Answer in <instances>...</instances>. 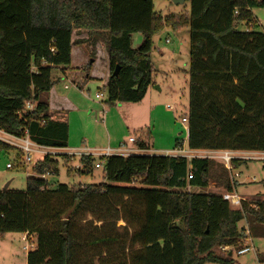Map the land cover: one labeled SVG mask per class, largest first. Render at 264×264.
Wrapping results in <instances>:
<instances>
[{
	"label": "trees",
	"instance_id": "trees-1",
	"mask_svg": "<svg viewBox=\"0 0 264 264\" xmlns=\"http://www.w3.org/2000/svg\"><path fill=\"white\" fill-rule=\"evenodd\" d=\"M189 3L187 13L162 16L153 0H0V130L66 148L68 124L52 116L47 98L53 68H75L74 50L87 44V70L98 57L105 62L106 102H139L153 84V36L164 27L188 28L187 149L263 152L264 33L238 25H255L251 9L264 0ZM136 33L141 41L132 47ZM137 132L134 145L147 150L150 133ZM182 146L177 138L174 149ZM11 149L21 156L0 139V151ZM56 156L34 162L24 190L0 189V237L34 236L26 264H238L230 248L225 255L214 248L237 250L242 220L264 227V197L232 209L221 194L190 190L211 180L233 190L227 169L217 170L209 157H98L102 182L51 187L44 175L57 173ZM95 160L80 156L78 172L92 173ZM245 162L232 159L234 168Z\"/></svg>",
	"mask_w": 264,
	"mask_h": 264
},
{
	"label": "rangeland",
	"instance_id": "rangeland-1",
	"mask_svg": "<svg viewBox=\"0 0 264 264\" xmlns=\"http://www.w3.org/2000/svg\"><path fill=\"white\" fill-rule=\"evenodd\" d=\"M189 0L175 4L172 0H153L154 10L162 16L170 14H184L189 10ZM255 25H247L242 22L238 25L240 30H256L264 33V7L251 9ZM134 35V34H133ZM140 37V34H136ZM131 39V46L137 47L140 41ZM150 58L154 67L153 81L146 91V95L139 102H113L107 103L106 90V66L104 60L98 57L97 61L87 70L86 64L90 61L88 57V45H80V51L74 50L73 65L66 74L59 68H53L51 76L54 81L53 90L65 97L63 100H55L53 104L60 107L54 111L52 116L64 120L68 124L67 147L56 150L58 160L57 173L44 175L51 187L59 183L77 187L83 184L102 182V168H93L92 173H79L77 168L81 167L79 156L75 154L70 161L64 160L59 155L67 151L78 152L87 148L89 151H97L102 148H116L119 142H127L128 137L137 138L138 128H148L151 133L149 146L159 152L151 154H164L165 151H172L175 140L187 139V130L181 124V117L185 116L188 108V28L174 31L170 27H164L153 36ZM167 40V42H166ZM138 42V43H137ZM157 47V48H155ZM160 49V51L158 50ZM88 72L102 79L86 78ZM65 85L67 88H65ZM159 88V89H158ZM96 94L98 96L96 97ZM48 95V93H47ZM145 126V127H144ZM0 137L5 134L0 132ZM129 147L135 145L127 142ZM98 148V149H94ZM177 149V148H176ZM175 149V150H176ZM180 149V148H178ZM36 150V149H35ZM202 152H189L193 156H202ZM178 152L176 154L182 155ZM260 152L247 151L245 163H241L227 170V177L230 181L233 173L239 176L234 178L233 192L244 198L246 201H254L264 197V161L257 156ZM98 161V155H93ZM41 157L35 151L32 160L27 165L19 162L17 150L0 151V189L5 184L9 190H24L27 176L33 175L32 166ZM213 159V158H212ZM217 170L224 167L219 160L213 159ZM12 167L8 168L6 165ZM133 185L138 186L136 181ZM193 191H204L208 193L222 194L226 190L219 186L216 181H209L205 189L190 188ZM118 225H123L118 221ZM239 226L247 227L250 230L252 248L250 251L238 255L235 247L232 250V258L238 264H264V227L253 223L250 219L242 220ZM259 227V228H258ZM256 229V231H253ZM24 233L8 232L0 237V264H26V255L32 249L24 250L25 243H35L34 236H28V241L22 240ZM244 240L241 241L242 245ZM215 253L225 255L222 247H215Z\"/></svg>",
	"mask_w": 264,
	"mask_h": 264
},
{
	"label": "built area",
	"instance_id": "built-area-1",
	"mask_svg": "<svg viewBox=\"0 0 264 264\" xmlns=\"http://www.w3.org/2000/svg\"><path fill=\"white\" fill-rule=\"evenodd\" d=\"M250 25V24H249ZM247 30V29H245ZM65 88H67V86L65 85ZM98 96V94H96V97ZM27 109H32L33 108V104L32 103H27L26 105ZM181 124L183 126V128H185L187 130V117L183 116L181 117ZM0 132H2V134H5V137H0L1 140L15 146L21 153V160H20V164L21 165H27L31 162L32 160V155L35 151H37V153H40V155H44V154H52V155H56V150L59 148H50V147H42V146H38L35 143H33L28 136H23V137H16L10 134H7L3 131L0 130ZM127 142L134 144L135 142V138L134 137H128L127 138ZM127 142H122L120 143L116 148H105L103 150H97V151H88L87 149H82L81 151L78 152H71V151H67L65 154L70 155V156H74L75 154H78V156H82V155H98V157H107L110 155H129V154H137V153H142V150L138 149L136 146L134 148L129 147L127 145ZM36 149V150H35ZM188 149H185L183 146L180 149H174L172 151H167L162 155H175V156H184L187 158L193 157V155H191L188 151ZM178 152H184L181 153L182 155L176 154ZM197 152H202V151H197ZM244 150H217V151H206L204 155H202V157H209V158H213L219 160V162H221L223 164V166L230 172L233 170V165H232V159H246L249 158L246 155H242L244 154ZM259 152V151H257ZM257 156H253V157H257L260 158L261 160L264 161V151L261 152L259 154H256ZM201 156V155H200ZM103 162L102 161H97L95 166L96 168L98 167H102ZM8 168L12 167L9 163L6 165ZM233 176H231V183L233 185L234 183V178L238 177L239 174L238 173H233ZM234 186V185H233ZM222 199H224L225 201L228 202L230 208L232 209H238L241 207V202L243 200H245L244 198L238 196L237 194H235L232 191L228 192L225 191L224 193L221 194ZM244 231V243L236 250V253L238 255L240 254H244L248 251H250V249L252 248V240L250 237V230L247 227L243 228ZM22 240H24L25 242L28 241V237H27V233H25L24 237L22 238ZM35 247V243H31L28 244L25 243V245L23 246L24 250H28L29 248L33 249ZM230 247L228 246H224L222 247L223 250L227 251Z\"/></svg>",
	"mask_w": 264,
	"mask_h": 264
},
{
	"label": "crops",
	"instance_id": "crops-1",
	"mask_svg": "<svg viewBox=\"0 0 264 264\" xmlns=\"http://www.w3.org/2000/svg\"><path fill=\"white\" fill-rule=\"evenodd\" d=\"M137 34V33H136ZM136 34H134L136 37H135V39L136 40H138V41H141V36L140 37H137V35ZM134 35H132V38L134 37ZM188 39H189V33H188ZM166 42H167V40H166ZM138 43V42H137ZM138 45V44H137ZM155 48H157V47H155ZM158 50L160 51V49L158 48ZM151 59V58H150ZM188 62H189V60H188ZM151 63H152V61H151ZM152 67H153V64H152ZM153 69H154V67H153ZM62 73L63 74H66L67 73V71L66 70H64V71H62ZM152 81H153V75H152ZM153 84H154V81H153ZM159 89V88H158ZM145 95H146V93H145ZM144 95V96H145ZM47 98H48V101H49V106H50V112H54V111H57V110H59V108L60 107H57V106H55L54 104H53V102L55 101V100H57V99H59V100H63V101H65V97L63 96V95H59V94H57V93H55V91L53 90V88L49 91V93H48V96H47ZM54 117V116H53ZM145 127V126H144ZM138 129H144V128H138ZM144 130H147L149 133H150V131H149V129L148 128H146V129H144ZM150 138H151V133H150ZM121 142H119L118 143V145L120 144ZM116 147H117V145H116ZM183 147L185 148V149H187V146H186V141H185V145H183ZM107 148V147H106ZM83 149H87V148H85V147H83ZM94 149H98V148H94ZM103 149H105V148H102V149H98V150H103ZM88 150V149H87ZM90 150V149H89ZM88 150V151H89ZM173 150H174V148H173ZM167 151H169V150H167ZM167 151H165V152H167ZM188 152H197L198 150H187ZM151 152H159L158 150H153V148L152 147H150L149 145H148V149L147 150H142V153H146V154H151ZM57 154V153H56ZM73 157H75V155L73 156ZM72 157V158H73ZM8 184H7V189H8V185H9V183H10V181H8L7 182ZM232 189H234V187L232 188ZM24 235H25V233H24ZM24 235L22 236V238L24 237Z\"/></svg>",
	"mask_w": 264,
	"mask_h": 264
},
{
	"label": "water",
	"instance_id": "water-1",
	"mask_svg": "<svg viewBox=\"0 0 264 264\" xmlns=\"http://www.w3.org/2000/svg\"><path fill=\"white\" fill-rule=\"evenodd\" d=\"M183 1H184V0H172V2L175 3V4L182 3ZM112 75H117V68L113 71ZM7 184H8V183L5 184L3 190H5V189L7 188Z\"/></svg>",
	"mask_w": 264,
	"mask_h": 264
}]
</instances>
